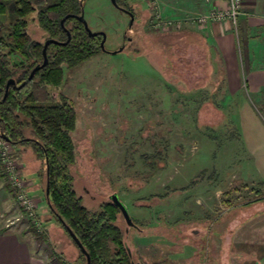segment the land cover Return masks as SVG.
Instances as JSON below:
<instances>
[{"label": "rangeland", "instance_id": "obj_1", "mask_svg": "<svg viewBox=\"0 0 264 264\" xmlns=\"http://www.w3.org/2000/svg\"><path fill=\"white\" fill-rule=\"evenodd\" d=\"M120 1L136 12L132 27L112 0H86L83 8L89 27L107 33V51L122 45L123 34L131 36L125 50L102 52L74 68L64 66L63 82L52 90L57 99L61 93L70 98L78 113L72 133L76 162L70 167L78 195L96 208L109 194L119 193L142 228L131 226L127 232L119 214L137 263L260 264L264 185L243 170L246 151L234 103L211 86L201 87L210 70L205 48L195 43L189 49L184 39L167 33L171 29L154 26L157 14L171 17L165 16L161 0L155 10L145 0ZM39 8L27 18V30L43 42L47 33L38 23ZM11 60L25 58L14 53ZM0 138L11 145L29 195L40 208L45 193L38 198L30 192L26 170L44 189V162L31 145L15 146ZM1 161L0 155L3 187L10 182ZM47 208V225L41 219L44 232L51 227L54 242L45 240L46 255L56 264H85ZM17 209L20 222L33 227Z\"/></svg>", "mask_w": 264, "mask_h": 264}, {"label": "trees", "instance_id": "obj_2", "mask_svg": "<svg viewBox=\"0 0 264 264\" xmlns=\"http://www.w3.org/2000/svg\"><path fill=\"white\" fill-rule=\"evenodd\" d=\"M37 7H40L38 23L47 38L57 41H67L61 20L72 14L65 21L71 39L65 44H49L46 66L38 69L28 81L32 69L44 59V41L34 39L27 30V18ZM82 11L81 0H0V136L15 146L31 145L37 158L44 162L43 190L48 207L72 238L78 259L86 264L87 257L68 228L83 244L91 264H134L124 229L118 222L119 208L111 200L100 201L96 208H90L77 193L70 167L76 162L72 133L77 126L78 113L74 102L64 93L57 99L52 92L63 82L64 66L74 68L105 52L101 47L102 36H91L77 18ZM167 33L181 37L180 42L184 39L187 46L200 43L195 34L184 33L183 28ZM173 43L177 42L171 45ZM14 53L25 60L14 63L11 60ZM10 79L15 83L10 84L3 100ZM6 187L15 196L10 184ZM36 234L45 237L44 233ZM260 264H264V258Z\"/></svg>", "mask_w": 264, "mask_h": 264}, {"label": "crops", "instance_id": "obj_3", "mask_svg": "<svg viewBox=\"0 0 264 264\" xmlns=\"http://www.w3.org/2000/svg\"><path fill=\"white\" fill-rule=\"evenodd\" d=\"M161 2L165 16L171 17L189 13L188 17L192 13H204L211 7L226 6L224 0ZM183 30L195 34L207 52L210 70L201 87L211 86L212 90L227 98L231 106L234 103V115L238 117L246 151L243 170L248 178L264 185V0H243L242 12L236 22L224 20L198 24L186 21ZM192 45L188 46L189 49ZM33 175L26 170L30 192L41 198L44 192L41 181ZM1 184L0 264H56L51 262L50 255H46L45 240L49 238L54 242L49 233L50 226L44 232L45 238L38 236L26 220L7 226V219L16 217L18 205L13 192ZM46 204V197L45 201L42 197L38 212L47 225L50 218L46 217L49 216Z\"/></svg>", "mask_w": 264, "mask_h": 264}, {"label": "built area", "instance_id": "obj_4", "mask_svg": "<svg viewBox=\"0 0 264 264\" xmlns=\"http://www.w3.org/2000/svg\"><path fill=\"white\" fill-rule=\"evenodd\" d=\"M150 9L155 10L157 0H145ZM225 7H211L208 11L198 15H191L188 17H170L162 19L160 15H156L155 27L163 25L166 29L182 28L186 21L196 22L198 24H206L213 21L231 20L236 22L239 14L242 12L243 0H224ZM157 25V26H156ZM160 26V27H161ZM3 146V147H2ZM7 141L0 138V155L3 169H6L5 174L13 187L16 195V201L23 214L27 217L31 225L39 232L45 231V224L38 214L39 204L29 195L28 185L23 176V172L18 167V163L13 156V151L10 149ZM21 217L7 219V226L18 224Z\"/></svg>", "mask_w": 264, "mask_h": 264}, {"label": "water", "instance_id": "obj_5", "mask_svg": "<svg viewBox=\"0 0 264 264\" xmlns=\"http://www.w3.org/2000/svg\"><path fill=\"white\" fill-rule=\"evenodd\" d=\"M83 1H86V0H81V2H83ZM112 2H113V4H114L118 9L125 10L126 12H128V13L130 14L131 19H130L129 26H132L133 21H134V14H133L131 11H129V10H127V9H125V8H123V7H121V6L118 4V1H117V0H112ZM68 16H70V15H67L66 17H64V18L61 20V24H62L63 26H64V22H65V20H66V18H67ZM77 18H78L79 20H81V21L84 23V25H85V27H86L88 33H89L91 36H96V35H101V36H102L101 47H102V50H103V51H107V49L105 48V42H106V39H107V33H106L105 31H93V30L89 27V24H88V22H87L86 19H85L84 8H83L82 13H81L80 15H78ZM67 33H68V39H70V32H69L68 30H67ZM52 42H58V41H57V40H54V39H48V40H46V42H45V44H44V49H43L44 61H43L42 64L36 65V66L32 69V71H31V73H30V75H29V77H28V79H27L28 81L31 80V79L33 78L35 72H36L38 69H40V68L46 66V64H47V62H48V57H47V47H48V45H49L50 43H52ZM61 43L64 44V42H61ZM122 50H123V47H120L118 50H114V51H110V52H111L112 54H116L117 52H121ZM14 83H15V80H14V79H10V80L7 82V84H6V91H5V94H4V96H3V100H5L6 97H7V95H8V90H9L10 84H14ZM3 138H6V137L3 136ZM46 194H47V195L49 194V187H48V186H47V192H46ZM110 199H111V201L114 203V205H115L116 207H118L119 210L121 211V213H122V215H123V217H124V219H125V221H126V223H127L126 231L128 232V230H129V228H130L131 226H133V227H138V225L134 222V220H133V218H132V216H131V214H130V212H129L128 206H127L126 203L120 198L119 193H118V192H114V193H112V194L110 195ZM68 229H69V232H70L71 236L73 237V239L77 242V244H78V246L80 247V249H81V250L83 251V253L86 255V257H87L86 264H91L90 256H89L88 252L86 251V249L84 248L83 244L78 240V238H77L76 235L72 232V230H71L70 228H68ZM134 264H141V263L134 262Z\"/></svg>", "mask_w": 264, "mask_h": 264}, {"label": "flooded vegetation", "instance_id": "obj_6", "mask_svg": "<svg viewBox=\"0 0 264 264\" xmlns=\"http://www.w3.org/2000/svg\"><path fill=\"white\" fill-rule=\"evenodd\" d=\"M118 1V4L121 6V7H123V8H125V9H127V10H129V11H131L133 14H134V21H133V24H134V22H135V17H136V12H135V10H133L132 8H130L129 6H126L124 3H121V1L120 0H117ZM84 3H85V1H83L82 2V4H83V7H84ZM120 11H122V12H124L126 15H128V17H129V23H130V19H131V16H130V14L128 13V12H126L125 10H121L120 9ZM69 17H72V14H70V16ZM67 19V18H66ZM66 21V20H65ZM71 24H72V21H71ZM133 24H132V26H133ZM62 25V24H61ZM66 24H65V22H64V26L62 25V28L64 29V31L67 33V30L70 32V39H71V31L69 30V28L67 27V26H65ZM132 26H129V27H132ZM70 28L72 29V25L70 26ZM48 39H51V38H46L45 39V41H44V44H45V42H46V40H48ZM70 39H68V33H67V41H64V40H62V41H58L57 43H59V44H63V43H61V42H64V44L65 43H67ZM123 39H124V42L122 43V45L120 46V47H123V50H125V48H126V46H127V43H130L131 42V40H132V37L131 36H127L126 35V33L125 34H123ZM44 44H43V49H44ZM51 44V43H50ZM49 46L50 45H48V47H47V49L49 48ZM119 47V48H120ZM118 48V49H119ZM117 49V50H118ZM122 50V51H123ZM105 52H109V53H111L110 51H105ZM43 57H44V55H43ZM43 61H44V59H43ZM110 195L111 194H109V200H111L110 199ZM122 214V213H121ZM123 216V215H122ZM135 222V221H134ZM135 229H137V230H139V229H141L139 226L138 227H134ZM142 230V229H141Z\"/></svg>", "mask_w": 264, "mask_h": 264}]
</instances>
